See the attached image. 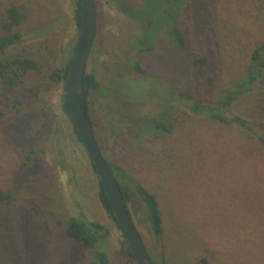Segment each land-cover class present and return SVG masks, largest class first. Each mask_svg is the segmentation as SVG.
<instances>
[{
  "label": "rangeland",
  "instance_id": "obj_1",
  "mask_svg": "<svg viewBox=\"0 0 264 264\" xmlns=\"http://www.w3.org/2000/svg\"><path fill=\"white\" fill-rule=\"evenodd\" d=\"M16 1L30 17L13 51L32 54L46 67L64 63L79 37L76 0ZM11 2L0 0V14ZM160 5L96 0L97 38L86 69L101 84L92 90L89 108L100 147L128 174L129 209L156 264H195L202 257L210 264H264V147L249 130L189 105V97L216 99L250 63L264 43V0H185L178 16L188 30L184 53L167 27L154 35L162 25ZM151 15L153 26L147 23ZM152 43L156 51H139ZM189 55L208 62L192 66ZM45 66L24 87L0 83V191L10 190L14 199L0 201V264H97L101 250L110 264H136L100 200L99 176L63 109L65 83H49ZM254 103L241 97L225 111L261 123ZM32 149L37 153L25 162ZM133 181L156 194L160 234ZM70 217L110 232L84 253L64 234Z\"/></svg>",
  "mask_w": 264,
  "mask_h": 264
},
{
  "label": "trees",
  "instance_id": "obj_2",
  "mask_svg": "<svg viewBox=\"0 0 264 264\" xmlns=\"http://www.w3.org/2000/svg\"><path fill=\"white\" fill-rule=\"evenodd\" d=\"M184 2L185 0H161L159 20H161L162 25L157 28L158 30L154 34L157 37L158 33L162 31L164 27H167V32L172 40V43H174L175 46L179 47L182 52L185 48H187L189 43L187 37L188 30H186L187 28L184 29L178 22V16L180 10L184 6ZM29 17L30 12L28 8L25 7L24 4L16 0H13V2L6 5V7L3 8L2 13L0 14V83L7 89H15L16 87L20 88L26 86L28 84V79L33 80L34 74L41 72L45 66V64L40 59H38V57L32 54L21 51H13L25 37L24 33L22 32V24L26 22ZM152 17L154 18V20ZM74 18L80 32L82 23L81 0H76L74 8ZM155 22V16L151 15V19L147 16V23L150 26H153V23ZM96 38L97 29L94 44ZM155 38L153 37L152 40H154ZM76 44L70 51L64 63L55 65L51 62L47 65V67L45 66V69L48 70L47 72L49 83H65L74 58ZM155 46L156 44L154 43L147 46H140L139 51H156L154 50ZM189 62L192 66H201L206 64L208 62V59L204 56L196 57L189 55ZM137 69H140V67H137ZM237 73L238 74L236 76L231 77L228 86L222 88L221 94L216 99L208 103H199L198 101L192 99V97H189V105L194 111L204 114L209 118L216 119L223 123L237 124L245 128L246 130H249L251 133L258 136L261 145L264 147V121L261 120V123H255L254 120H251L253 119V117L249 119L247 116L245 117V115L238 113L231 116L225 111L235 99L249 96V100L252 98L255 100V114L258 117H262L264 119V43L257 45V47L251 54L250 63L242 72ZM83 82L85 87V103L89 111L90 94L92 90H99L101 88V84L96 79L95 74L89 73L87 69L84 74ZM5 95L6 93L1 94L2 97H4ZM14 101L17 104L20 103L19 100H16V98ZM62 106L68 117H70L69 104L65 95V90L63 92ZM220 109H223L224 111ZM3 118L4 113L0 111V121ZM154 122L158 127H166V125L159 120L155 119ZM73 128L78 139L83 143L81 138L78 136L74 125ZM256 128H258L260 131H258ZM36 153L37 150L32 149L28 154H26L25 162L31 161ZM107 162L115 177L117 178L128 210L131 214V211L129 209V202L131 199L132 186L127 181L128 174L122 166L115 165L108 159ZM92 165L94 167L93 161ZM133 183L135 189L140 194L147 206L148 217L152 229L155 233L160 234L163 230V217L161 213L160 202L156 194L137 182L133 181ZM99 197L109 216L122 230L120 224L117 221L112 208V204L107 196L105 187L100 178ZM12 200L14 199L13 194L10 190L0 191V201L9 203ZM109 232V227L103 224L75 217L68 218L64 230V234L66 237L82 245L83 252L97 247L103 240H105ZM122 232L126 240V251L129 255L133 256L127 236L123 230ZM96 254L98 259L97 264H110V260L108 257L109 255H107V252L101 250ZM152 264H156L153 259ZM195 264H210V262L207 257H202Z\"/></svg>",
  "mask_w": 264,
  "mask_h": 264
},
{
  "label": "water",
  "instance_id": "obj_3",
  "mask_svg": "<svg viewBox=\"0 0 264 264\" xmlns=\"http://www.w3.org/2000/svg\"><path fill=\"white\" fill-rule=\"evenodd\" d=\"M81 4V28L74 58L65 81V95L69 104L70 119L105 187L117 221L127 236L136 264H152L143 237L128 210L121 187L100 147L85 103L83 78L97 29V6L96 0H81Z\"/></svg>",
  "mask_w": 264,
  "mask_h": 264
}]
</instances>
